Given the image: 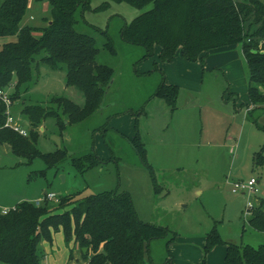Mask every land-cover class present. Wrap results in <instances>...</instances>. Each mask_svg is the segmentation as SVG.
Wrapping results in <instances>:
<instances>
[{
	"label": "rangeland",
	"instance_id": "374dc122",
	"mask_svg": "<svg viewBox=\"0 0 264 264\" xmlns=\"http://www.w3.org/2000/svg\"><path fill=\"white\" fill-rule=\"evenodd\" d=\"M103 2L92 0L89 11L78 9L74 15L75 30L95 41V63L112 69L101 106L92 117L60 132L55 120L66 117L53 99L84 104L82 94L66 86L63 68L40 65L29 86L7 90L13 97L9 113L27 136L33 129L24 109L39 105L57 115L34 129L35 148L42 156L64 151L66 158L49 168L42 157H21L0 146V212L42 198L43 191L59 200L127 193L141 222L169 231L150 242L145 258L149 264H196L203 258L207 264H225L224 245L204 255L205 237L212 229L224 242L258 246L245 212L249 202L254 208L263 202L264 212V164H254L261 149L264 157V132L252 121L264 127V106L248 114L249 73L241 45L214 60L218 66L186 62L179 52L162 63L157 48L143 59L144 49L124 43L120 30L151 6L137 10L110 2L107 9L92 11ZM49 21L48 2H28L24 25L42 29ZM14 40L2 39L0 48ZM108 42L113 53L106 48ZM162 82L178 88L173 108L154 96ZM136 135L153 176L131 144ZM93 151L102 163L79 173L72 160ZM250 179L257 181L255 194L233 193L235 183ZM59 200L50 202L59 207L55 213L65 211ZM37 253L41 264H84L78 245L65 243L61 231L52 243L42 240Z\"/></svg>",
	"mask_w": 264,
	"mask_h": 264
},
{
	"label": "trees",
	"instance_id": "16d2710c",
	"mask_svg": "<svg viewBox=\"0 0 264 264\" xmlns=\"http://www.w3.org/2000/svg\"><path fill=\"white\" fill-rule=\"evenodd\" d=\"M29 1L0 0V39L15 38L0 48V88L13 82L15 90L29 86L33 70L37 72L40 65L63 68L66 86L76 88L84 104L79 107L66 99H53L66 117L64 121L55 120L61 132L65 126L81 123L99 110L112 69L95 63L98 50L94 39L75 30L76 11H89L92 0H32L50 5V21L42 29L23 24ZM110 2L125 3L137 10L151 6L120 30L124 43L144 49L143 59L158 48L162 63L171 62L177 52L186 62L203 63L211 51L240 44L249 73L247 95L252 108L248 114L264 106V0H105L92 11L107 9ZM36 32L40 36H35ZM106 48L113 53L110 42ZM177 90L162 82L154 96L173 108ZM5 112L0 101V146H7L21 157H42L49 168L66 158L64 151L42 156L35 148L34 129L47 117L57 119V115L39 105L24 109L22 113L29 118L33 130L23 138L5 126ZM252 121L264 132L257 119ZM131 144L147 166L146 152L137 135ZM101 163L94 151L72 160L81 174ZM254 164H264L262 149L255 154ZM147 168L153 176L152 169ZM59 202L61 210L65 209L63 213H55L59 207L48 201L40 206L23 201L6 214L0 212L1 263L41 264L38 244L42 240L52 243L53 235L61 231L65 243L78 245L84 264H146L150 242L169 233L164 227L141 222L127 193L106 192ZM262 206L260 202L248 219L252 233H264ZM218 245L225 246V264H264V242L258 246L224 242L212 229L205 237L204 255ZM82 249H86L85 254ZM196 264L207 263L203 258Z\"/></svg>",
	"mask_w": 264,
	"mask_h": 264
},
{
	"label": "built area",
	"instance_id": "2783aa9c",
	"mask_svg": "<svg viewBox=\"0 0 264 264\" xmlns=\"http://www.w3.org/2000/svg\"><path fill=\"white\" fill-rule=\"evenodd\" d=\"M0 44H1V39H0ZM14 88H15V83L9 84L6 88H0V101L4 104L5 110H6V112H5V114H6L5 126L10 128L14 132L18 133L20 136L26 137L27 132L24 131L23 129H21L20 126L16 125L15 120L13 119V117L9 113L11 100H10V93L7 92V90L11 91ZM256 184H257V181L255 179H250L249 181H247V183H243V182L235 183L233 185V193L242 192V194H248V195L255 194L257 192ZM58 200L59 199L53 193L47 192L42 198L33 201V204L35 206H40L44 201L58 202ZM253 208H254L253 205L249 202L247 205L246 212H245V214L248 215L249 218L252 214ZM12 209L13 208L4 209L1 211V214H6Z\"/></svg>",
	"mask_w": 264,
	"mask_h": 264
},
{
	"label": "crops",
	"instance_id": "0c3cea01",
	"mask_svg": "<svg viewBox=\"0 0 264 264\" xmlns=\"http://www.w3.org/2000/svg\"><path fill=\"white\" fill-rule=\"evenodd\" d=\"M32 1V0H30ZM32 19V17H31ZM236 45H232V46H228V47H223V48H219V49H216V50H213L209 53L208 57L205 59V64H210V65H215V66H218L219 64H213L214 63V60L216 59H219V58H222V57H225V56H228V53L230 54V50L235 48ZM156 49V48H155ZM158 49V48H157ZM156 49V50H157ZM158 53H159V49H158ZM180 53V52H179ZM176 56V55H175ZM181 56V55H180ZM175 58V57H174ZM196 63V62H195ZM198 63V62H197ZM167 85H170V84H167ZM175 86V85H173ZM248 96V95H247ZM264 109V107H263ZM6 150L7 147H5ZM45 191H43L44 193ZM47 192V191H46ZM44 196V195H43ZM37 199H40V198H37ZM36 199V200H37ZM3 210V209H2ZM1 210V211H2ZM250 236L256 240L257 242L259 241L260 243L264 242V233H250ZM205 242V241H204ZM223 253H225V248L223 250ZM0 264H4V263H1ZM146 264H149L148 262H146ZM167 264V263H166Z\"/></svg>",
	"mask_w": 264,
	"mask_h": 264
},
{
	"label": "water",
	"instance_id": "95a60500",
	"mask_svg": "<svg viewBox=\"0 0 264 264\" xmlns=\"http://www.w3.org/2000/svg\"><path fill=\"white\" fill-rule=\"evenodd\" d=\"M56 141V143H59V141L57 139H54ZM47 192L45 191L43 193V195H45ZM82 253L85 254L86 253V249H82Z\"/></svg>",
	"mask_w": 264,
	"mask_h": 264
}]
</instances>
